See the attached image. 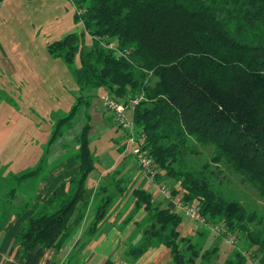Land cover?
Here are the masks:
<instances>
[{
	"label": "trees",
	"instance_id": "trees-1",
	"mask_svg": "<svg viewBox=\"0 0 264 264\" xmlns=\"http://www.w3.org/2000/svg\"><path fill=\"white\" fill-rule=\"evenodd\" d=\"M72 2L84 32L50 45V54L68 66L79 59L72 70L82 92L102 89L118 101L142 96L134 123L137 138L158 170L156 181L170 184L174 200L197 207L211 224L222 225L224 235L232 233L243 240L247 252L264 264V230L251 228L263 221L256 211L226 198L212 181L226 168L264 200V0ZM86 36L92 45L87 51L81 46ZM91 101L90 96H80L70 112L56 120L50 146L85 108L87 122L76 139L80 166L63 184L64 197L55 194L33 206L35 214L17 238L23 256L38 248L60 250L86 219L95 193L99 201L90 228L94 233L114 205L113 196L105 192L113 188L120 195L126 189V176L111 179L121 174L119 168L108 173L95 192L88 187L97 160L91 148ZM200 147L211 148L212 156L202 170H196L188 158ZM132 197L135 211L147 214V225L129 257L136 261L150 247L163 244L174 264H197L199 257L204 264L211 263L217 249L200 256L198 243L179 231L183 222L179 211L156 201L144 188H134ZM179 243L188 247L181 249ZM184 252L190 253L187 260L180 256ZM234 257L235 264L249 262L240 251Z\"/></svg>",
	"mask_w": 264,
	"mask_h": 264
},
{
	"label": "rangeland",
	"instance_id": "rangeland-1",
	"mask_svg": "<svg viewBox=\"0 0 264 264\" xmlns=\"http://www.w3.org/2000/svg\"><path fill=\"white\" fill-rule=\"evenodd\" d=\"M77 11L78 9L73 4L72 0H0V175L14 159L18 160L13 162L12 166L9 168L13 170L12 172L20 173L24 167H26L25 169H27V171L32 170L33 166H31V164L36 160L35 158L37 155L32 157L31 152L40 151L39 155H41V151H47L46 148L44 149V144L46 143V139L44 138L47 136L44 132L55 130V120L70 112L72 106L77 102L80 96H90L92 100V107L88 112L91 114V124L94 126V130L91 132V143L92 147L97 149V151H95L97 168L89 177L88 184L90 186L97 180L101 172L106 171L107 168L116 166L119 157L118 151L127 144L125 132L114 122L113 115L104 105L102 96L105 94V91L102 89H93L82 92L76 85L74 73H72L71 76L72 86L67 85V94L71 102H67L62 110L57 111L50 110L51 107L48 106H52V104L39 105V107L35 109L41 114V119H45V123L41 124L43 129L40 137L41 139H33L34 136L38 135L32 134L22 139V135L17 133L19 129V120L24 113L26 115L28 112V110L23 107L19 96L24 97L31 95L33 93L30 91L31 87L35 89L41 87L39 89L42 90L40 91L41 94H46V92H43L44 89L39 82L42 80L41 70L48 67L47 63L50 60L49 55H51L49 52L50 45L59 40H63L71 33L81 35L84 32L83 22L77 19ZM84 41L85 45L81 44V46L87 51L92 46L89 36L84 37ZM76 66H79V59L76 64L73 66L69 65L68 67L73 69ZM59 88L60 87H58V89ZM38 94L39 91L36 93V97ZM93 108L94 112H92ZM84 109L85 108L77 115L73 121L74 124L72 127L66 130L64 138L58 140L59 144L56 145V151H58L57 155H59V152H62L64 148H66L67 151L71 148L72 152H77L76 139L87 122L86 118H84ZM98 112L99 115H97ZM102 114L103 117H109L105 125L101 122ZM62 143H65V146L62 145ZM125 154L131 164L127 165V167L130 166L134 168L131 172H141V167L136 164L137 160L131 153V150H127ZM211 156V148L200 147L199 153L191 155L188 158V162L196 170H202L205 164L211 159ZM212 167L213 166H211V168ZM49 168L50 166L46 167V172ZM222 170V173H217L218 175L216 174L217 176L215 175L214 178H212L215 186L221 190L226 198L241 202L251 212L256 211L258 220L261 219L263 222L260 225L253 224L251 228L264 230V200L254 188L243 183L238 175L226 168ZM111 171L112 170H110V172ZM123 176H126L127 182L123 184L126 185L123 194L118 195L120 198H123L125 195L132 196V191L134 189V185L131 184L132 179H130L129 172H124L122 170L119 175L116 173L113 174L111 179H123ZM111 179L110 181H112ZM1 181L3 183L9 180L8 178L6 180L0 178V182ZM16 184L15 181H10V187L4 186L2 189L4 191H10L13 187H17ZM168 186H170V184H168ZM110 189L111 188L105 193L115 194L113 192L111 193ZM160 195L162 194L156 193V198L154 197V199H159ZM118 204L119 201H116L115 205H112V209L116 213L119 208ZM179 212L182 214L180 209ZM144 225H147L146 220L144 221ZM203 229L211 231L200 223L183 215V222L179 227V231L183 237L191 238L193 244L198 243L197 250L200 252V256L204 255L207 251H212V248H205L206 242L199 239V235L196 234L197 231ZM193 232H195L194 236L190 235ZM212 243H214V246H225L224 248L226 250L221 254V257L220 255L218 257H215V254L212 255V257H210L211 264L215 262L217 264H226L225 261L229 259L230 255L231 257L229 260L234 259L232 263L235 264L236 260L234 254L236 251L248 255V264H258V259L252 257L250 253L247 252L245 242L238 237L235 245L228 242V234L224 235L223 238L214 239ZM179 247L185 249L188 247V244L179 243ZM200 247H202V250ZM181 255L187 260L190 253L184 252V254L182 253L180 256ZM203 261L202 257L196 260V262L200 263Z\"/></svg>",
	"mask_w": 264,
	"mask_h": 264
},
{
	"label": "crops",
	"instance_id": "crops-1",
	"mask_svg": "<svg viewBox=\"0 0 264 264\" xmlns=\"http://www.w3.org/2000/svg\"><path fill=\"white\" fill-rule=\"evenodd\" d=\"M49 56L48 67L41 70L42 80L39 82L44 89L43 92H46V94H41L40 91L42 90H39L41 87L39 89L31 87L30 91L33 92L31 95L19 96L23 107L28 110L27 114L25 115L24 113L18 122L19 129L17 133L22 135V139H25L30 134L38 135L34 136L33 139L41 137L43 130L41 124L45 123V119H41V114L35 110L39 105L52 104V106H48L51 107L50 110L57 111L62 110L67 102H71L67 94V85L72 86L73 84L71 83L73 70L59 58L52 55ZM58 87L60 88L58 89ZM38 91L39 94L36 97ZM92 112H94V108ZM97 115H99V112ZM107 119L109 117L101 115V122L104 125ZM93 130L94 126L92 132ZM53 132L54 130L44 132V134H47L44 138L46 139L44 149L46 148L49 151L43 150L41 151V155H39L40 151L31 152L32 157L37 155L36 160L31 164L33 166L32 170L27 171L26 167H24V171L22 170L20 173L12 172L13 170L9 168L13 162L18 160L14 159L0 175L2 180L3 178L5 180L8 178L9 180L8 182H0V264H174L170 250L163 244L150 247L136 261L128 256L127 253H129L131 247L136 246L142 239V232L145 226L144 221L147 220V214L144 210L135 211L132 196L125 195L123 198H120L113 188L110 189V192L115 193L111 194L115 199L114 205L116 201H119L117 213L113 209H110L106 217L99 222L94 233L90 232V228L95 217L93 210L99 201L98 197L95 198V193L92 197L86 219L60 250L38 248L23 256L17 238L23 230L27 219L35 214L33 206L43 205L55 194L64 197L66 190L63 189V184L70 181L77 174L80 166L75 157L76 154L71 151V148L68 151L64 148L57 155L56 145L59 144L58 141L51 146L49 145ZM62 145L65 146V143H62ZM91 148L97 151L96 148L92 147V143ZM121 149L118 151L119 157L116 166L107 168L106 171L101 172L97 180L91 186L88 184V187L95 192L105 181V176L110 173V170L113 171L118 168L121 170L123 168L124 172L130 173L131 184L134 185V188L147 189L153 193L154 197L156 193L161 194L159 183L151 182L142 169L139 173L131 172L134 168L127 167L130 164V160L125 154L126 151L121 153ZM125 161L126 163H124ZM47 166H50V168L46 172ZM34 171H39V173L19 180L22 175ZM10 181H15L17 187H13L10 191H4L2 188L4 186L9 188ZM156 200L179 211L177 200H166L162 195ZM194 234L195 232L190 235L194 236ZM196 234L199 235V239L206 242V249H217L215 257L222 256L221 254L226 250L225 246H214V243H212L214 239L223 238L222 235L207 231L206 229L197 231ZM197 264H204V262H197ZM214 264L217 263L215 262Z\"/></svg>",
	"mask_w": 264,
	"mask_h": 264
},
{
	"label": "built area",
	"instance_id": "built-area-1",
	"mask_svg": "<svg viewBox=\"0 0 264 264\" xmlns=\"http://www.w3.org/2000/svg\"><path fill=\"white\" fill-rule=\"evenodd\" d=\"M109 47L118 51L114 44L109 45ZM142 98L143 97L141 96L132 98L128 101H118L111 97L108 93H105L102 96L105 107L113 115V119L115 120L114 122L125 132L127 136L125 151L130 149L131 153L135 156L138 165L144 171L147 178L153 183H158L156 181L158 170L153 166L154 161L148 150L142 147L143 140L141 138H137L136 135L137 132L134 123V111ZM159 188L164 199L173 200L170 186H168L166 183H159ZM177 206L185 217L200 223L214 233L218 235H223L226 233V230L222 225L211 224L197 207L184 202H178ZM227 234L228 242L232 245H235L237 243V236L232 233Z\"/></svg>",
	"mask_w": 264,
	"mask_h": 264
}]
</instances>
